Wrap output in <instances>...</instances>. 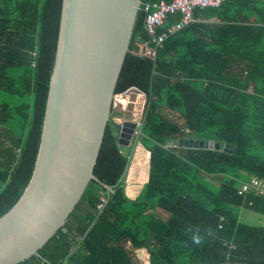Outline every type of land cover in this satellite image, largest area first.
<instances>
[{"label": "trees", "instance_id": "1", "mask_svg": "<svg viewBox=\"0 0 264 264\" xmlns=\"http://www.w3.org/2000/svg\"><path fill=\"white\" fill-rule=\"evenodd\" d=\"M157 1L142 0L116 88L146 95L140 132L126 149L108 124L94 169L99 181L89 182L67 232L21 264H264V226L243 221L247 212L264 216V194L243 191L253 180L264 184V0L198 10V20L162 46L150 43L145 26V5ZM62 4L0 0V217L34 172ZM175 22L170 16L160 33ZM146 44L154 57L141 54ZM185 135L236 148L168 144ZM137 143L149 153V175L131 198Z\"/></svg>", "mask_w": 264, "mask_h": 264}, {"label": "water", "instance_id": "2", "mask_svg": "<svg viewBox=\"0 0 264 264\" xmlns=\"http://www.w3.org/2000/svg\"><path fill=\"white\" fill-rule=\"evenodd\" d=\"M141 5L142 0H63L40 149L25 192L0 217V264L40 257L60 229L67 232L65 224L89 182L99 181L94 169ZM113 125L127 149L136 124ZM168 144L230 154L236 148L193 135Z\"/></svg>", "mask_w": 264, "mask_h": 264}, {"label": "built area", "instance_id": "3", "mask_svg": "<svg viewBox=\"0 0 264 264\" xmlns=\"http://www.w3.org/2000/svg\"><path fill=\"white\" fill-rule=\"evenodd\" d=\"M225 1L226 0H160L155 3L146 4L144 9L147 13L145 26L151 37L150 43L162 46L170 36L198 20V18L195 17L196 11L209 7L217 8ZM170 16L175 17L176 22L160 33L161 27L164 26ZM141 54H147L154 57L156 52L153 48L146 44L141 45ZM134 103L135 101L129 95L119 94L115 96L114 106L119 110L126 111L128 106ZM141 126L142 124L140 119L137 122L135 135L140 132ZM250 190L258 191L260 195H263L264 184L261 180H253L251 184H245L243 186V191L247 192ZM106 203V199L103 198L98 205L99 209H101Z\"/></svg>", "mask_w": 264, "mask_h": 264}, {"label": "rangeland", "instance_id": "4", "mask_svg": "<svg viewBox=\"0 0 264 264\" xmlns=\"http://www.w3.org/2000/svg\"><path fill=\"white\" fill-rule=\"evenodd\" d=\"M130 97L135 101V103L131 104L132 107L129 109L130 112H128V114H130L132 117L133 114L140 116L144 105V97L141 98L135 95H131ZM115 116L118 117L117 115ZM123 119L124 118H122L121 120L114 118V121L120 124L122 123ZM134 148L135 146L132 147V152ZM148 173H149V153L147 152V150H145V148L141 145V143H137L136 151L134 153V156L131 160L129 167L128 179L130 178V182L128 188H131L129 189V194H128L129 197L131 198L136 197L139 194V192L143 189V184L148 180V175H149ZM250 179L251 177H246V176L242 178V180H250ZM243 219L245 223L264 226V216L247 212L245 213V215H243Z\"/></svg>", "mask_w": 264, "mask_h": 264}, {"label": "clouds", "instance_id": "5", "mask_svg": "<svg viewBox=\"0 0 264 264\" xmlns=\"http://www.w3.org/2000/svg\"><path fill=\"white\" fill-rule=\"evenodd\" d=\"M131 89V88H130ZM129 90V89H128ZM127 90V91H128ZM127 91H125L124 93H120V94H126V92ZM116 95H119V94H116ZM126 95H129V96H131V95H135V96H138V97H144V105H143V111H141V115L140 116H137V115H135V114H133V117L130 115V114H128V112H130L129 111V109L132 107L131 106V104L128 106V108L126 109V111H123V110H119L118 108H115V106L113 107L115 110H116V112H117V116L118 117H114V118H117V119H122V118H124L123 119V121H122V123L124 122V121H131V122H133V123H135L136 124V128H137V122H138V120H140L141 119V124H142V120H143V114H144V109H145V104H146V100H147V98H146V95L142 92V91H140L139 90V92H136V93H129V94H126ZM139 99V98H138ZM128 110V111H127ZM143 112V113H142ZM120 115V116H119ZM136 118V119H135ZM136 128H135V130H136ZM141 129V128H140ZM135 130H134V133H133V137H132V139H131V142H130V144H129V146H128V148H130V145L132 144V141L134 140V138H135ZM121 147H125V146H121ZM135 150H136V147H135ZM134 156V155H133ZM100 204V203H99Z\"/></svg>", "mask_w": 264, "mask_h": 264}, {"label": "flooded vegetation", "instance_id": "6", "mask_svg": "<svg viewBox=\"0 0 264 264\" xmlns=\"http://www.w3.org/2000/svg\"><path fill=\"white\" fill-rule=\"evenodd\" d=\"M110 122L116 123V122L114 121V117H112V118L110 119Z\"/></svg>", "mask_w": 264, "mask_h": 264}]
</instances>
